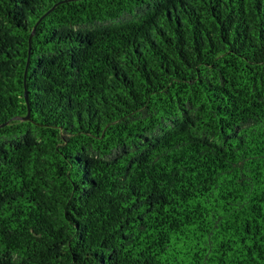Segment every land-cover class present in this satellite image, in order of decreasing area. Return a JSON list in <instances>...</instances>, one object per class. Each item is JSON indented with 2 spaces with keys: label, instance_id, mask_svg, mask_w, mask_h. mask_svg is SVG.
Returning <instances> with one entry per match:
<instances>
[{
  "label": "trees",
  "instance_id": "16d2710c",
  "mask_svg": "<svg viewBox=\"0 0 264 264\" xmlns=\"http://www.w3.org/2000/svg\"><path fill=\"white\" fill-rule=\"evenodd\" d=\"M0 264H264V0H0Z\"/></svg>",
  "mask_w": 264,
  "mask_h": 264
},
{
  "label": "water",
  "instance_id": "95a60500",
  "mask_svg": "<svg viewBox=\"0 0 264 264\" xmlns=\"http://www.w3.org/2000/svg\"><path fill=\"white\" fill-rule=\"evenodd\" d=\"M51 9H49L45 14H43L39 20L35 23V25L33 26L29 36H28V55H27V64H26V69H27V66H28V63H29V57H30V52H31V41H32V37L35 33V29H36V26L37 24L39 23V21L45 16L47 15L49 12H50ZM26 69H25V72H24V98H25V101H26V105H27V114L23 117H19V119L21 120H28L29 119V103H28V93H27V89H26V84H25V75H26ZM18 118V117H17Z\"/></svg>",
  "mask_w": 264,
  "mask_h": 264
}]
</instances>
